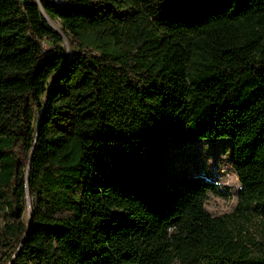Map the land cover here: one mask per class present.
Instances as JSON below:
<instances>
[{
  "label": "trees",
  "instance_id": "1",
  "mask_svg": "<svg viewBox=\"0 0 264 264\" xmlns=\"http://www.w3.org/2000/svg\"><path fill=\"white\" fill-rule=\"evenodd\" d=\"M116 2L0 0V264H264V0ZM223 137L240 188L212 215L162 149Z\"/></svg>",
  "mask_w": 264,
  "mask_h": 264
},
{
  "label": "rangeland",
  "instance_id": "2",
  "mask_svg": "<svg viewBox=\"0 0 264 264\" xmlns=\"http://www.w3.org/2000/svg\"><path fill=\"white\" fill-rule=\"evenodd\" d=\"M116 1L118 5H124L122 0ZM55 21L60 22L57 19ZM69 48L68 44L67 50ZM162 152L164 173L202 175L217 184L222 194L210 193L205 203V208L210 214L222 215L236 208L240 185L232 166V143L229 139H166ZM9 198L8 187L1 184L0 200ZM29 201L31 203L30 198ZM27 203L26 201L22 214L26 222ZM245 232L264 245V217L253 215L245 226Z\"/></svg>",
  "mask_w": 264,
  "mask_h": 264
},
{
  "label": "water",
  "instance_id": "3",
  "mask_svg": "<svg viewBox=\"0 0 264 264\" xmlns=\"http://www.w3.org/2000/svg\"><path fill=\"white\" fill-rule=\"evenodd\" d=\"M42 14H43L44 18L48 21L46 15L44 14V11H42ZM48 22H49V21H48ZM57 32L61 33V32L58 31V30H57ZM64 39H65V42H66V46H67V48H68V41H67V39H66L65 37H64ZM52 79H53V78H52ZM51 82H52V80H51ZM51 82H50V85H51ZM50 85H49V87H50ZM48 91H49V88H48ZM48 91H47L46 94H48ZM42 116H43V111H42L41 114H40L39 121H38V125L40 124V121H41ZM27 172H28V171H26V177H27ZM26 200H27V202H28V200H29L28 192L26 193ZM32 213H33V209H31V214H30V217H29L28 222H27V227H29L30 224H31ZM16 253H17V250H16L15 253L11 256V258H10V260L8 261L7 264H10V263H11L13 257L16 255Z\"/></svg>",
  "mask_w": 264,
  "mask_h": 264
},
{
  "label": "bare ground",
  "instance_id": "4",
  "mask_svg": "<svg viewBox=\"0 0 264 264\" xmlns=\"http://www.w3.org/2000/svg\"><path fill=\"white\" fill-rule=\"evenodd\" d=\"M47 19H48V23H50L51 24V26L54 28V29H56V30H58V31H62V28H61V25L58 23V22H56L55 20H51V19H49L48 17H47ZM31 209H32V206H31V203H30V201L28 200V203H27V207H26V211H27V217H28V219H29V217H30V214H31Z\"/></svg>",
  "mask_w": 264,
  "mask_h": 264
}]
</instances>
